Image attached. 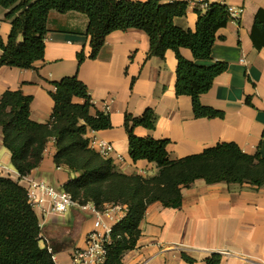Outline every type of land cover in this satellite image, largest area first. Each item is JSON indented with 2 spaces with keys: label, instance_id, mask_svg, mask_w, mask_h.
I'll return each instance as SVG.
<instances>
[{
  "label": "crops",
  "instance_id": "crops-1",
  "mask_svg": "<svg viewBox=\"0 0 264 264\" xmlns=\"http://www.w3.org/2000/svg\"><path fill=\"white\" fill-rule=\"evenodd\" d=\"M160 1L190 2L187 16L177 19L176 25L196 31L198 15L191 0ZM207 1L244 11L238 21H232L217 33L213 61L205 63L228 65L210 92L201 98L204 106L223 112L224 119L195 117L191 98L176 94L175 53L168 51L165 60L150 57V38L142 31L112 33L99 57L87 59L79 67V54L84 52L89 57L92 49L87 34L88 18L75 12L50 14L45 60L36 63L35 69H0V97L9 90L22 91L34 99L31 120L46 124L55 108L50 95L55 91L53 84L77 75L88 87L96 110L110 114L112 121L111 129L88 130L86 137L112 144L114 152L110 159L127 175L158 174L154 163L132 160L125 129L126 115L141 117L148 109L157 114L156 129L138 127L135 135L169 140L168 151L173 160L201 154L225 142L236 143L245 153L264 158V49L260 32L254 33L256 16L264 10V0ZM6 14L0 6V39L4 42L12 30ZM182 55L194 61L190 50L182 49ZM248 98L251 106L247 104ZM56 153V143L50 141L43 162L31 175L62 189L78 174L58 168L54 162ZM0 176L13 180L19 176L12 165L11 153L4 148L1 130ZM37 214L43 228L42 246L49 240L56 264H70L72 252L86 246L94 220L77 209L59 217ZM141 230L137 248L124 256L122 264H189L184 255L196 261L194 264H207L206 260L214 255L221 256L220 264H264V189L225 183L208 185L200 180L183 191L180 209H168L159 203L152 205Z\"/></svg>",
  "mask_w": 264,
  "mask_h": 264
},
{
  "label": "trees",
  "instance_id": "trees-1",
  "mask_svg": "<svg viewBox=\"0 0 264 264\" xmlns=\"http://www.w3.org/2000/svg\"><path fill=\"white\" fill-rule=\"evenodd\" d=\"M0 6L7 11L6 20L12 26L8 41L0 39V69H35L36 63L45 60L50 14L75 12L88 18L87 34L92 49L89 57L84 52L79 54V67L87 59L99 57L112 33L142 31L150 38V57L165 60L168 51L175 53L178 61L176 94L191 98L195 117L225 118L223 112L204 106L201 98L228 70L223 62L205 65L213 61L217 33L234 21L228 6L209 3V7L203 9L198 4L195 32L176 25L177 19L187 16L190 2L0 0ZM257 31L264 49V10L256 16L254 33ZM182 49L190 50L194 61L185 59ZM53 86L55 91L50 95L55 108L46 124L31 120L34 99L22 91L9 90L0 97L3 145L11 153L12 165L22 178L40 167L48 143L55 138L56 166L78 174L64 185L65 192L75 201L93 203L100 210L110 205L129 207L128 215L113 229L105 264H122L124 256L137 248L142 237V222L152 205L159 203L168 209H180L183 191L197 181L264 189V158L260 154L245 153L236 143H219L201 154L173 160L168 151L169 140L136 136L138 127L156 129L158 117L153 109H148L141 117L126 115L125 129L132 160L154 163L158 174L142 177L121 173L112 159L90 148L86 137L88 130L111 129L110 114L96 110L88 87L77 75L66 77ZM247 104L252 105L251 98ZM42 235L39 216L29 202L25 186L19 179L0 176V264H56L49 240L44 239L45 247L41 245ZM183 257L189 264L196 263ZM220 262V255L206 260L207 264Z\"/></svg>",
  "mask_w": 264,
  "mask_h": 264
},
{
  "label": "built area",
  "instance_id": "built-area-1",
  "mask_svg": "<svg viewBox=\"0 0 264 264\" xmlns=\"http://www.w3.org/2000/svg\"><path fill=\"white\" fill-rule=\"evenodd\" d=\"M191 2L196 6L201 4L203 9L209 7L207 0H191ZM228 11L234 21H238L244 12L242 9L232 7H228ZM242 62L244 63V60ZM50 141L56 143L55 138ZM89 146L107 159H110L114 152L113 145L105 141L89 140ZM17 179L25 186L30 204L40 215L59 217L72 209H77L94 220V230L88 234L86 246L72 252L70 264H105L108 246L112 243L113 229L128 215L127 205H110L100 210L93 203L81 204L75 201L72 195L52 186L42 178L30 174L22 178L18 176Z\"/></svg>",
  "mask_w": 264,
  "mask_h": 264
},
{
  "label": "rangeland",
  "instance_id": "rangeland-1",
  "mask_svg": "<svg viewBox=\"0 0 264 264\" xmlns=\"http://www.w3.org/2000/svg\"><path fill=\"white\" fill-rule=\"evenodd\" d=\"M7 161L9 162L8 158H7ZM151 176V175H150ZM152 177V176H151ZM41 245H44V241L42 240L41 242Z\"/></svg>",
  "mask_w": 264,
  "mask_h": 264
}]
</instances>
